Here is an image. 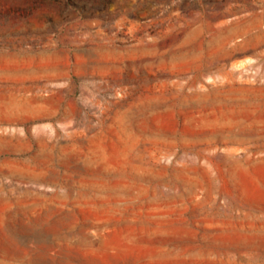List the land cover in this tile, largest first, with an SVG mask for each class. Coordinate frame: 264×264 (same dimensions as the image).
Here are the masks:
<instances>
[{
    "label": "rangeland",
    "instance_id": "rangeland-1",
    "mask_svg": "<svg viewBox=\"0 0 264 264\" xmlns=\"http://www.w3.org/2000/svg\"><path fill=\"white\" fill-rule=\"evenodd\" d=\"M0 264H264V0H0Z\"/></svg>",
    "mask_w": 264,
    "mask_h": 264
}]
</instances>
